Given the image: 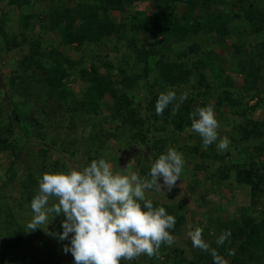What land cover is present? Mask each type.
Segmentation results:
<instances>
[{"label":"trees","instance_id":"16d2710c","mask_svg":"<svg viewBox=\"0 0 264 264\" xmlns=\"http://www.w3.org/2000/svg\"><path fill=\"white\" fill-rule=\"evenodd\" d=\"M261 2L237 0L236 12L226 0H0V59H13L0 65V264L23 262L19 250L32 241L23 230L24 220L32 216L27 202L38 194L42 174L83 168L100 158L108 162L109 144L122 137L142 141L147 151L137 171L141 177L148 176L151 164L169 148L183 154L185 167L169 198L187 197L217 209L236 198L234 183L247 189L246 205H234L237 214L232 216L209 218L204 235L212 225L214 236L204 237L227 264H264V165L255 169L252 161L226 162L228 151L218 150L215 143L204 149L199 134L188 132L190 114L212 104L219 119L229 113L233 120L231 130L224 127L218 136L233 141L229 146L238 153L264 156V115H254L264 103V90L256 89L259 78L264 79ZM176 3L182 7L179 12ZM39 5L45 6L43 15ZM33 19L40 20L43 33L60 31L62 44L72 51L43 45ZM244 27L252 33L247 44ZM204 35L210 47L198 39ZM217 40L227 57L218 54ZM99 46L104 55L96 53ZM239 81L243 90L256 89L249 96L257 97L256 102L248 105L239 90L230 88ZM181 88L187 99L175 114L182 93L158 116V95L166 90L177 94ZM110 120L114 124L106 130L103 124ZM186 138L193 143H185ZM207 183L221 190L215 193ZM183 198L171 205L147 197L175 217L169 230L174 237L184 225ZM23 215L26 219L19 218ZM63 219L54 216L47 230L61 231ZM224 230L231 236L218 246L216 238ZM68 243L48 251L47 258L54 264H74L71 255L61 257ZM120 264H213V258L198 248L187 255L179 246L162 244L151 257L122 259Z\"/></svg>","mask_w":264,"mask_h":264},{"label":"clouds","instance_id":"9594fccd","mask_svg":"<svg viewBox=\"0 0 264 264\" xmlns=\"http://www.w3.org/2000/svg\"><path fill=\"white\" fill-rule=\"evenodd\" d=\"M176 98L174 90L161 92L155 104L156 114L162 115ZM186 99L187 93H182L173 114ZM189 119L191 130L199 134L204 149L214 143L218 150L229 147L228 137L218 136L214 105L198 107ZM184 167L183 154L169 148L151 164L147 177L125 172L124 168L113 171L103 158L83 168L45 172L38 181V194L31 200L32 216L25 231L42 229L47 233L53 217L62 215V231L48 234L69 241L63 250L71 253L74 264H120L122 259L151 257L162 244L174 243L175 237L169 230L176 221L163 206L154 207L146 192L153 189L170 192ZM189 236L194 248L210 253L213 264H227L203 239L202 228L196 227ZM230 236V230H224L216 238V244L224 245Z\"/></svg>","mask_w":264,"mask_h":264},{"label":"rangeland","instance_id":"374dc122","mask_svg":"<svg viewBox=\"0 0 264 264\" xmlns=\"http://www.w3.org/2000/svg\"><path fill=\"white\" fill-rule=\"evenodd\" d=\"M228 1L227 3V7L230 8V10H234L237 12L238 9V5L237 4V0H226ZM262 5H264V0H262L261 2ZM234 5V6H233ZM38 7V11L40 12V15H43L42 11L45 8V6L43 5H39ZM174 8L178 9L177 12L182 10L181 5H179L178 3L173 5ZM171 7V8H173ZM23 10H26L25 8H23ZM32 11V9H30V12ZM240 11V10H239ZM238 11V12H239ZM171 12V10H170ZM176 12V13H177ZM173 13V11L171 12V14ZM10 14H12V10H10ZM119 13L115 14L116 18H118ZM201 15V14H199ZM31 21V25H34L35 27V33H37L36 36H38L39 33H43L42 29H41V22L40 20H30ZM239 26V25H238ZM237 30V28H236ZM244 34L242 35V40L245 44H247V36H251V31L248 27H244ZM62 34L60 31H53L50 33H43L41 36V40L43 41V45H54V47H57L59 45H61V48L64 49L65 53H70L72 51L71 46H64L61 42L62 40ZM207 35H204L203 37L200 36V38L198 37L199 40H204V46L208 45L210 47L211 42L208 40ZM202 42V41H201ZM214 45H216V49L219 55L221 56H226L225 52L226 47H221L219 48L218 46V40L216 41V43H214ZM104 47L99 46L95 49L96 53L99 52L102 55L105 54ZM91 50V49H90ZM86 52L89 51V49L85 50ZM77 54H79V52H77ZM111 54H109L110 56ZM13 63V59H10V57L6 56L4 59H0V65L2 66H7L9 65V63ZM203 62V61H201ZM114 63H116L114 61ZM118 64V63H116ZM202 66V65H201ZM210 68L209 66L206 68L208 69ZM229 72V69H228ZM212 73L208 72V78L212 77ZM263 75V73L261 72V76ZM216 81V79H215ZM72 83V82H71ZM70 83V84H71ZM84 85V84H83ZM240 81L239 82H234V84L230 87L231 89L235 88L237 90H239V94L241 96L244 97L245 101L248 100V105L253 104L254 102H256L257 97H252L250 98V95H253L254 92H256V89L259 90H264V79L263 77L259 78L257 85H256V89H251V90H243L242 87L240 86ZM218 87V86H217ZM219 87H222L221 85ZM184 92V89H178L177 90V95H179L180 93ZM108 110L110 111V109L108 108ZM108 112V111H107ZM215 112V116L216 119L218 120V124L219 127L217 129V132L220 130H225L224 127H226V129L228 131L231 130V126L233 123V120L229 117V113H227V116H223L222 119H219L218 117H222L219 116L217 111ZM247 115H249V112H247ZM251 115V114H250ZM254 115H256V118H262V116L264 115V103H261L259 105V108L255 111ZM235 120H240V117H236ZM112 124H114L113 121L110 120L109 123H105V125L103 124L104 128L107 129H111L112 128ZM90 126H88V130H89ZM89 132V131H88ZM189 133L193 132L191 130V128L188 130ZM180 133H178L179 135ZM183 134V133H181ZM180 134V135H181ZM165 134L164 133H158L157 137H163ZM104 138V137H103ZM185 143H193V140L191 138H186L184 139ZM233 142V141H230ZM178 145V143H177ZM109 148L106 150L105 152V157L108 159V163L110 164V166L112 167L113 171H120L121 168H124L125 172H136L138 171L139 165L142 162V160L144 159V156H146L147 151L144 148V145L142 144V141H136V140H131L127 137H122L119 140L115 141L113 144H109L108 146ZM223 152L228 151L230 153V155H228L225 159L226 162L229 163H244L247 161H252L251 166L255 169H261V167L264 165V156L258 157L257 155H253L252 153L248 156L246 153H238L237 151L234 150L233 147H228L225 150H221ZM214 167L211 166V169H213ZM22 174V173H20ZM21 176V175H20ZM19 178V176H18ZM162 182V181H161ZM177 185V184H176ZM179 187H181V185H178ZM207 187L213 191H215V193H218L221 190V186H219L218 184L214 183H207ZM242 186H239L238 184H233V193L235 194V197L232 201H230V203H225V202H221V204L217 207L219 208H215L212 207L211 209L209 208H205L204 206L201 205V201L199 200H195L194 202H191L192 200L189 198H184L183 197H168L170 196V193L166 191V194L162 191L153 189L150 190L148 192H146V198L150 197V198H154L156 200H160L163 202H167V204H171V205H175L177 203H179L180 201H182L183 198V207L185 209H182V214H184V225L182 226L179 234L175 237L174 240V245L179 246L184 253H186L187 255H190L191 251L196 252V248H194L191 245V241H190V236L189 233L194 230L196 227H200L203 229V237L205 236V228L207 227V223H208V219L209 218H213L215 216H218V214H227L229 215H234V209L233 206L238 205L240 203V206H245L246 202L245 199H247V195H249V192L247 191V189L245 188H241ZM212 191V192H213ZM232 192V191H231ZM248 192V194H247ZM177 193H179L177 191ZM168 194V195H167ZM180 195V193H179ZM169 199V200H168ZM261 199H264V193L263 196L261 197ZM235 200V201H234ZM188 202V203H187ZM30 203L31 201H28L27 204L29 206V210H31L30 207ZM188 204V208H186L187 204ZM212 209H215L212 210ZM212 210V211H211ZM237 214V213H235ZM20 219H26V215L24 216H20ZM28 219L24 220V227L23 230H26V224L28 223ZM209 235L214 236V232H215V226L210 225L209 227ZM62 231V229H61ZM59 231V232H61ZM26 232V231H25ZM56 232V233H59ZM50 233L47 230V233L42 230V229H37L35 231H31V232H26V236L25 237H30L32 239V241L29 243L30 245H28V247L26 249H24L23 251L19 250L20 254H21V261L23 260L22 263L20 264H36L39 261H43L45 260L46 264H54L51 260H49L47 258V253L48 251L52 252L55 249H58L59 245L61 243H63L64 241L59 240L58 238L55 239H48V234ZM207 235V236H209ZM205 236V237H207ZM203 238L206 242L210 241V238ZM2 238V237H1ZM0 238V239H1ZM69 255H71L70 252L68 253H61V257L63 259H66ZM72 256V255H71ZM72 261L73 257H72ZM11 262H15V261H10V264H17V263H11Z\"/></svg>","mask_w":264,"mask_h":264}]
</instances>
